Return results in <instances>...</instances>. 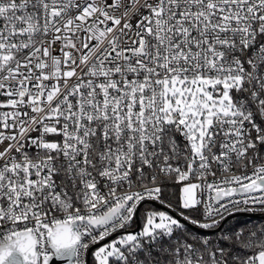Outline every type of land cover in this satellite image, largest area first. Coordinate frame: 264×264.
I'll return each instance as SVG.
<instances>
[{
	"label": "snow or ice",
	"instance_id": "obj_1",
	"mask_svg": "<svg viewBox=\"0 0 264 264\" xmlns=\"http://www.w3.org/2000/svg\"><path fill=\"white\" fill-rule=\"evenodd\" d=\"M55 261L264 264V0H0V264Z\"/></svg>",
	"mask_w": 264,
	"mask_h": 264
},
{
	"label": "trees",
	"instance_id": "obj_2",
	"mask_svg": "<svg viewBox=\"0 0 264 264\" xmlns=\"http://www.w3.org/2000/svg\"><path fill=\"white\" fill-rule=\"evenodd\" d=\"M236 219L239 220V221H241V222H244V221H247L248 217H247V216H238ZM252 219H253V221H255V222H259V219H260V218H259V216L257 215V216L252 217ZM232 223H233V225L240 226V225H237V224H236V220H234Z\"/></svg>",
	"mask_w": 264,
	"mask_h": 264
},
{
	"label": "water",
	"instance_id": "obj_3",
	"mask_svg": "<svg viewBox=\"0 0 264 264\" xmlns=\"http://www.w3.org/2000/svg\"><path fill=\"white\" fill-rule=\"evenodd\" d=\"M54 264H61V262H59V261H55Z\"/></svg>",
	"mask_w": 264,
	"mask_h": 264
},
{
	"label": "built area",
	"instance_id": "obj_4",
	"mask_svg": "<svg viewBox=\"0 0 264 264\" xmlns=\"http://www.w3.org/2000/svg\"><path fill=\"white\" fill-rule=\"evenodd\" d=\"M194 227V226H193Z\"/></svg>",
	"mask_w": 264,
	"mask_h": 264
}]
</instances>
